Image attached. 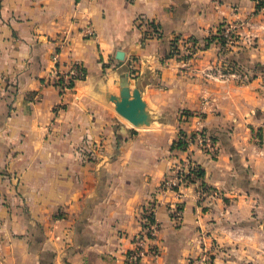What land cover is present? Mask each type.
I'll return each mask as SVG.
<instances>
[{
	"label": "crops",
	"instance_id": "crops-1",
	"mask_svg": "<svg viewBox=\"0 0 264 264\" xmlns=\"http://www.w3.org/2000/svg\"><path fill=\"white\" fill-rule=\"evenodd\" d=\"M137 18L156 22L161 35L143 39ZM224 24L264 36V14L252 0H0V264H127L141 210L154 201L160 253L140 264H190L201 251L202 227L221 244L216 264H264L263 253L221 233L228 217L241 221L234 208L244 177L254 182L264 175V149L246 145L251 125H264L261 77L240 83L206 71L222 62L216 43L205 42ZM88 25L92 37L85 35ZM176 38L198 44L185 69L176 58L163 62ZM247 54L245 62H264V51ZM72 61L87 77L62 98L47 78L54 66L66 72ZM129 68L148 125L127 122L112 100ZM202 104L219 154L210 158L192 147L204 176L183 188V219L175 224L167 208L172 196L160 184L188 155L172 148L179 131L195 128L192 117L182 120L178 112ZM85 146L94 159L87 160ZM201 184L238 197L230 205L208 197L204 207L195 194Z\"/></svg>",
	"mask_w": 264,
	"mask_h": 264
},
{
	"label": "built area",
	"instance_id": "built-area-1",
	"mask_svg": "<svg viewBox=\"0 0 264 264\" xmlns=\"http://www.w3.org/2000/svg\"><path fill=\"white\" fill-rule=\"evenodd\" d=\"M256 4V12L264 14V0H252ZM146 21L144 18H137L136 23L142 30L141 25ZM154 34L153 30L150 31ZM95 29L92 25H88L85 30L87 37H92ZM234 33L232 27L224 28L222 34L228 40ZM178 45H182L183 40L176 38ZM189 52L191 57L185 59L184 65L188 66L198 50L197 42L193 40L188 41ZM55 59L58 58V53L54 55ZM164 61V60H163ZM168 61V58H167ZM166 62V60H165ZM86 71L81 62L72 61L69 69L66 72H61L57 66H54L48 75L47 82L54 86L62 98L65 97L74 87L78 80L86 77ZM234 75H236L234 73ZM195 123V128L192 132H186V135H180L186 142V148L182 151L187 152L185 158L178 160L165 174L161 184L160 191L170 193L172 198L167 202V208L171 220L175 224H179L183 219L184 213V195L183 188L191 184H195L201 178L199 172L201 170L200 164L192 157L191 149L194 147L196 150L204 151L205 154L212 157L216 150V143L213 141L210 134L206 131L202 118L198 117ZM102 146V143L96 145L97 149ZM86 149L87 160L94 159V151ZM215 155V154H214ZM217 154L215 155V157ZM204 185H199L196 189V197L201 198L205 195ZM207 188V187H206ZM157 202H152L146 205L139 215L141 229L138 234L133 238V248L127 253V264H140L143 258L147 255L156 257L160 253L159 245L155 242L159 231V224L156 220ZM199 241L201 244V251L197 256L191 257L190 264H216L215 255L220 250L221 244L213 234L201 231L199 234Z\"/></svg>",
	"mask_w": 264,
	"mask_h": 264
},
{
	"label": "rangeland",
	"instance_id": "rangeland-1",
	"mask_svg": "<svg viewBox=\"0 0 264 264\" xmlns=\"http://www.w3.org/2000/svg\"><path fill=\"white\" fill-rule=\"evenodd\" d=\"M248 24L249 26L254 28L258 27L255 21L253 22L248 21ZM227 27H232L234 29V33L231 36V38L228 40L222 34V37L225 40L224 45H222L220 40L215 39L214 41H212L213 43H216V45L219 48L220 59H222V62L221 63L216 62V65L213 64L209 66L206 70L208 72V76L209 77L217 76L221 80H226V81L229 80L230 78H235V80H237L240 83H248L257 77H261V79H259L261 86L260 88L262 91H264V62L257 60L251 61V59L247 61L248 63L245 62V60L249 58L247 54L249 53V49L252 50L257 49L259 51H264V36H260L258 32L256 34L255 33L247 34L246 32L240 30L239 25H235V24H227V25L224 24L220 26L215 33L221 35L219 34L220 28H227ZM262 34H264V29ZM197 51L199 52V50ZM187 52L188 53H184L183 45H182L181 55L178 57L176 56H170V57L176 58L179 61L181 68L185 69L186 67H188L184 65L185 59H188L185 57V55L190 54L189 49ZM168 54L163 58L164 61L165 60L167 61V58L169 57ZM243 55L246 56L243 57ZM234 73L236 75H234ZM187 111L188 110H182L178 112V116L180 115L182 120H188L190 117H192L193 118L192 120L196 123L198 117H201L202 121L204 120L203 117L204 114L207 112V108H205V106L202 104V106L198 110L192 112L188 111L190 114H187L186 113ZM127 122L129 121L127 120ZM250 129L252 130L253 133L251 132L252 135L250 137V140L247 141L246 143L247 147L250 149H252L251 147H257L258 149L263 150L264 125L257 127V129L251 125ZM211 137L213 141L216 143L214 137L213 136ZM243 151L244 149H242L241 152ZM202 153L205 154L206 152L203 151ZM217 153L219 154L218 145L216 143V150L212 154V157L210 156L209 157L214 158ZM230 155L234 159V156H237V153L236 151H231ZM243 172L244 173L247 172L248 174L251 175V172L247 168L243 169ZM256 178L257 179H254V182H252L247 175V177H244V180H242V182L244 183V186L242 184L243 190H241L240 192V194L242 195L241 197L242 201L240 202L239 206L234 208L235 212H237L238 210L240 213H242L241 221L240 223H237L236 221L233 222L232 219L228 217L229 221L223 222L221 233L222 234L234 233L236 235L234 236L235 238L232 241L234 242V244H236V246L240 247L239 245H243L244 243L245 247H249L250 249L255 248L257 249V251L264 254V175L263 178L260 177H256ZM204 187H205L204 190H206L205 195L201 198H197L198 203L203 205L204 207L205 204H207L206 202L208 200L207 199L208 197L216 196L219 198H224V201L226 202L227 205H230L232 200L238 197V195H236L235 197H231V196L225 197L216 189L210 188L205 185ZM247 201H250V203H248ZM209 207L210 206L207 205L206 208ZM200 230L205 231L209 234H213L212 229L209 228L202 227ZM226 241L230 242V240H226ZM225 244L226 243H224V245ZM250 262H254L253 259Z\"/></svg>",
	"mask_w": 264,
	"mask_h": 264
},
{
	"label": "water",
	"instance_id": "water-1",
	"mask_svg": "<svg viewBox=\"0 0 264 264\" xmlns=\"http://www.w3.org/2000/svg\"><path fill=\"white\" fill-rule=\"evenodd\" d=\"M125 54L122 50L118 51L117 58L123 60ZM135 73L129 68L128 72L121 79V90L119 96H113L117 112L128 120L133 126H143L149 124V114L146 110V102L142 98L139 88H130L129 78ZM87 77V74H86Z\"/></svg>",
	"mask_w": 264,
	"mask_h": 264
},
{
	"label": "trees",
	"instance_id": "trees-1",
	"mask_svg": "<svg viewBox=\"0 0 264 264\" xmlns=\"http://www.w3.org/2000/svg\"><path fill=\"white\" fill-rule=\"evenodd\" d=\"M142 33H143V39L144 38H147V37H151L152 35H157V36H160L161 35V30L159 28V25L152 21V20H146L142 25ZM224 28H220V33L221 35H218V34H211L208 38H207V42L205 44V47H207L210 42L214 41L215 39L216 40H220V42L222 43V45L225 44V40L223 39L222 37V31H223ZM151 30H153L154 34H151ZM183 42H182V45H183V51L184 53H188V41L191 40L190 38H183L182 39ZM193 40V39H192ZM195 42H197L196 40H194ZM182 45H178L177 42H176V39H174L171 43V50L169 52V57L170 56H180L181 55V48H182ZM190 53V52H189ZM191 54H187L185 55L186 58H189ZM187 114H190L188 111L186 112ZM180 135H186V131H183L181 130ZM186 142L183 140V138L181 137H178L174 142H173V145H172V148H175V149H180V150H184L186 148ZM200 176L203 177L204 176V170L201 168L200 172H199Z\"/></svg>",
	"mask_w": 264,
	"mask_h": 264
}]
</instances>
